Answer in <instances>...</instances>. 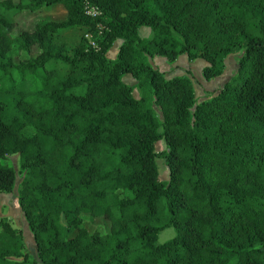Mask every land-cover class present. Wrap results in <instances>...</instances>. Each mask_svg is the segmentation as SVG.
Here are the masks:
<instances>
[{
  "label": "trees",
  "instance_id": "obj_1",
  "mask_svg": "<svg viewBox=\"0 0 264 264\" xmlns=\"http://www.w3.org/2000/svg\"><path fill=\"white\" fill-rule=\"evenodd\" d=\"M52 6L62 22L13 35L14 16ZM74 28L88 30L69 52L51 39ZM239 53L200 102L186 76L149 64L203 60L210 81ZM10 156L42 264H264V0H0L1 194L17 180ZM1 220L0 264H27L22 231Z\"/></svg>",
  "mask_w": 264,
  "mask_h": 264
},
{
  "label": "rangeland",
  "instance_id": "obj_2",
  "mask_svg": "<svg viewBox=\"0 0 264 264\" xmlns=\"http://www.w3.org/2000/svg\"><path fill=\"white\" fill-rule=\"evenodd\" d=\"M23 3H28L30 0H22ZM14 4L18 3V0H13ZM65 11L60 6H52L50 8H43L36 13H30L28 11H23L16 16H14L12 19L16 22L17 27L13 31V35L16 36L22 32H31L33 31L35 24L40 20H47L51 22H62L65 19ZM87 28H74L68 31L64 32H58L56 34H51V39L54 41L55 44L64 47L67 52H69L80 40L81 37H85L87 33ZM139 36L144 39H151L152 34L148 28L142 27L138 31ZM122 44L121 40H118L114 43L112 48L109 50L107 54V58L110 60H115L118 48ZM38 52L34 50L30 55L35 56ZM239 54H233L226 57L224 62V71L223 73L209 81L204 80L202 76V69L206 66V62L203 60H197L195 63L191 66L192 71L190 69L187 70L185 67L188 64V61L186 59V56H182V59H180L178 62V65L180 66V74L176 76H186L194 90V96L195 100L197 102L206 100L211 98L213 95H215L222 87L223 85L230 80V78L235 74L237 69V60ZM27 58L26 55H23L20 57V59ZM149 64L152 66V68L158 70L165 76H169L165 79H171L173 78L171 76L170 66L171 63H168L166 59L161 57H154L149 58ZM55 68L58 69L60 72H65V68L60 65L56 64ZM172 71V70H171ZM174 76V77H176ZM122 82L129 86H134L136 84V81L131 78V76L126 75L122 78ZM133 97L135 99H138L140 97V92L138 89L134 88ZM26 135H29L30 132L25 131ZM165 150V143L163 141L157 142L155 144V152L159 154L160 152H163ZM10 160L13 163V167L15 171L17 172V180L14 186V189L9 194H1L0 193V221L1 219L7 220L10 219L12 222L13 227L16 229H21L23 233V244L25 245V251L28 255V262L27 264H32V262H36V264H42L36 253L35 244L33 241V236L29 230V227L27 225V222L23 216V214L20 211L18 201H17V190L20 182L23 179V176L19 172V163H18V157L17 156H10ZM156 164L158 168V177L160 182H167L169 180V173L168 169L162 160L161 157H157ZM97 226V229L105 228L107 230L108 225L105 224L103 221H94L90 224L89 229L92 230ZM105 232V231H103ZM174 237V232L172 229H165L163 230L157 237L156 243L162 244L169 240H171Z\"/></svg>",
  "mask_w": 264,
  "mask_h": 264
},
{
  "label": "crops",
  "instance_id": "obj_3",
  "mask_svg": "<svg viewBox=\"0 0 264 264\" xmlns=\"http://www.w3.org/2000/svg\"><path fill=\"white\" fill-rule=\"evenodd\" d=\"M183 56V55H182ZM182 56H180V57H178V59L174 62V63H171V66H170V70H169V72H171V76L170 77H174V76H176V75H179L180 73V66L178 65V61L180 60V59H182ZM187 59V58H186ZM188 61V60H187ZM195 63V61L194 62H189L188 61V64L185 66L186 68H187V70L188 69H190V71H192V69H191V66L193 65ZM172 70V71H171ZM167 77H169V76H165V78H167ZM211 81V80H210ZM209 81V82H210ZM7 221L10 223V225H11V227L12 228H15V227H13V225H12V222H11V220L10 219H8L7 218ZM16 229V228H15ZM21 230V229H20Z\"/></svg>",
  "mask_w": 264,
  "mask_h": 264
}]
</instances>
